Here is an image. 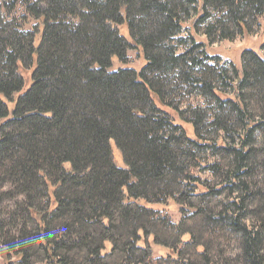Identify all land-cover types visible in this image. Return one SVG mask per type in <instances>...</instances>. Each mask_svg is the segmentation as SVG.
Masks as SVG:
<instances>
[{"label": "trees", "instance_id": "16d2710c", "mask_svg": "<svg viewBox=\"0 0 264 264\" xmlns=\"http://www.w3.org/2000/svg\"><path fill=\"white\" fill-rule=\"evenodd\" d=\"M263 15L264 0H0L4 264H264V42L228 72L184 28L233 42ZM168 203L178 223L151 207Z\"/></svg>", "mask_w": 264, "mask_h": 264}, {"label": "rangeland", "instance_id": "374dc122", "mask_svg": "<svg viewBox=\"0 0 264 264\" xmlns=\"http://www.w3.org/2000/svg\"><path fill=\"white\" fill-rule=\"evenodd\" d=\"M193 20L187 21L184 23V28L188 35L193 34L198 42H203L205 44L204 51L212 59H217L219 66L226 69L228 72H232V65L241 70L240 65V53L243 49H252L255 52L259 53V47L264 42V15L258 19V23L253 31V33L248 37L237 38L233 42L223 41L217 42L214 44H208L205 37L200 33L194 34V32L189 30L191 28ZM191 33V34H189ZM186 33L181 34L180 38H186ZM186 46H181L179 52H184ZM132 65L139 69L141 67V61L137 59V56L134 52H129L128 54ZM213 64L212 61L207 62ZM174 97V96H173ZM172 97V98H173ZM175 104H178L181 108L187 106H200L203 104V99L200 97H195L193 95L183 94L182 96H175L173 98ZM117 155L114 154V158L119 167H122V160L118 151L114 150ZM209 162L213 161L212 158L208 159ZM195 176L200 178L202 181H213V178L207 171H196ZM153 209H156L162 214H166L168 218L174 223H178L180 220L179 207L174 203H168L166 205H153ZM161 252H165L163 248L161 250L154 252L153 254L160 255ZM0 264H4L3 259L0 258Z\"/></svg>", "mask_w": 264, "mask_h": 264}]
</instances>
